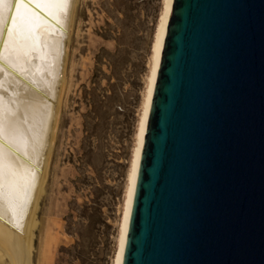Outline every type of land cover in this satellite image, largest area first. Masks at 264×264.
Listing matches in <instances>:
<instances>
[{
    "label": "water",
    "instance_id": "obj_1",
    "mask_svg": "<svg viewBox=\"0 0 264 264\" xmlns=\"http://www.w3.org/2000/svg\"><path fill=\"white\" fill-rule=\"evenodd\" d=\"M122 264H264V0H174Z\"/></svg>",
    "mask_w": 264,
    "mask_h": 264
},
{
    "label": "rangeland",
    "instance_id": "obj_2",
    "mask_svg": "<svg viewBox=\"0 0 264 264\" xmlns=\"http://www.w3.org/2000/svg\"><path fill=\"white\" fill-rule=\"evenodd\" d=\"M163 7L164 0L73 1L52 129L35 196L36 226L30 233L29 256L23 249L29 264H114ZM116 52L111 59L109 54ZM98 55L103 56L101 62ZM113 63L117 77L109 82ZM94 82L108 94L114 84L117 95L101 152L90 156L92 165H85L84 123L91 107L84 97L96 86ZM86 205L97 211L94 224L83 229L86 243L78 259L76 249L64 250L78 240L67 231V218L73 215L78 221ZM0 253L4 264H12L4 251Z\"/></svg>",
    "mask_w": 264,
    "mask_h": 264
},
{
    "label": "bare ground",
    "instance_id": "obj_3",
    "mask_svg": "<svg viewBox=\"0 0 264 264\" xmlns=\"http://www.w3.org/2000/svg\"><path fill=\"white\" fill-rule=\"evenodd\" d=\"M73 1L69 0L65 7H53L43 4L37 6L34 0H28L27 6L20 8L18 0H7L2 8L0 156L5 173L4 191L7 195L0 202V252L4 251L12 264H29L27 255L29 256L33 243L31 229L36 226L35 196L52 129L64 60V41ZM173 1L164 0L154 42L151 72L128 175L125 210L114 264H122L123 261L141 153ZM25 12L38 16L41 23L33 34L34 38L22 46L12 35L13 21L18 20L19 14ZM23 249L27 254L26 260ZM0 264H4L1 255Z\"/></svg>",
    "mask_w": 264,
    "mask_h": 264
},
{
    "label": "trees",
    "instance_id": "obj_4",
    "mask_svg": "<svg viewBox=\"0 0 264 264\" xmlns=\"http://www.w3.org/2000/svg\"><path fill=\"white\" fill-rule=\"evenodd\" d=\"M119 51V50H118ZM118 52L114 55L109 54L111 59L116 56ZM98 62L103 60V56H97ZM117 77L116 67L114 63L112 64V73L108 76V81L110 82L112 77ZM96 83V82H94ZM111 92L108 94L107 89L100 88V85L96 83V86L91 88L90 91L85 92L86 103L91 107V109L85 115V143H83V157L82 161L85 165H92L91 157L95 153L101 152V139L105 136L106 125L108 122L109 112L112 111L113 104L116 102V89L114 84H110ZM112 106V107H111ZM95 206H84V209L79 211V220L74 221L73 215H69L67 223V231L69 233L78 236V240L72 248H64L69 253L72 249H76V257L79 259L82 257V248L85 245L86 238L83 234L84 227H90L94 224L93 214L96 212Z\"/></svg>",
    "mask_w": 264,
    "mask_h": 264
},
{
    "label": "snow or ice",
    "instance_id": "obj_5",
    "mask_svg": "<svg viewBox=\"0 0 264 264\" xmlns=\"http://www.w3.org/2000/svg\"><path fill=\"white\" fill-rule=\"evenodd\" d=\"M7 0H0V23L3 22V12L2 8L5 5ZM37 3V6L40 4L46 6H59L65 7L69 0H34ZM18 4L20 8H25L28 4V0H18ZM40 18L34 14H28L27 12L23 14H19L18 20L13 21V37L15 40L19 41L21 45L26 44L27 41L34 38V33L38 30L40 26ZM3 57L0 56V59ZM4 184H5V173H4V166L2 156H0V202H2L5 197L6 193L4 191Z\"/></svg>",
    "mask_w": 264,
    "mask_h": 264
}]
</instances>
